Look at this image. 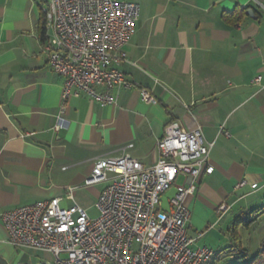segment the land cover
<instances>
[{
    "label": "crops",
    "instance_id": "0c3cea01",
    "mask_svg": "<svg viewBox=\"0 0 264 264\" xmlns=\"http://www.w3.org/2000/svg\"><path fill=\"white\" fill-rule=\"evenodd\" d=\"M40 1L0 0V264L38 263L9 242L3 212L53 197L72 205L78 188L94 185L86 180L100 159L128 153L157 164V140L172 121L201 126L214 143V170L201 174L187 198L188 229L195 246L222 249L210 245L232 238L233 222L222 228L228 212L264 191V0H129L141 14L123 48L128 61L118 65L158 102L146 103L138 88L115 91V105L73 97L59 130L65 79L44 50ZM242 9L239 19L227 17ZM97 184L99 197L108 182ZM68 187L74 199L66 198ZM221 203L230 206L223 214Z\"/></svg>",
    "mask_w": 264,
    "mask_h": 264
},
{
    "label": "built area",
    "instance_id": "2783aa9c",
    "mask_svg": "<svg viewBox=\"0 0 264 264\" xmlns=\"http://www.w3.org/2000/svg\"><path fill=\"white\" fill-rule=\"evenodd\" d=\"M43 1L44 50L53 70L65 79L56 130L65 125L67 103L73 97L85 95L102 106L115 105V91L138 88L146 103L158 102L150 89L129 79L118 65L128 61L123 48L134 33L140 4ZM213 145L201 126L188 129L172 121L157 140V164L146 166L128 153L97 161L86 184L108 182L95 205L98 216L92 217L76 202L64 206L63 197H53L3 212L8 240L16 248L50 254V264H206L213 250L195 246L197 237L188 229L187 198L196 193L201 174L214 170ZM180 176L186 178L184 183H178ZM173 188V194L165 196ZM73 190L68 187L66 198L74 199ZM228 208L221 203L217 210L223 214Z\"/></svg>",
    "mask_w": 264,
    "mask_h": 264
},
{
    "label": "rangeland",
    "instance_id": "374dc122",
    "mask_svg": "<svg viewBox=\"0 0 264 264\" xmlns=\"http://www.w3.org/2000/svg\"><path fill=\"white\" fill-rule=\"evenodd\" d=\"M102 184H94L91 186H82L75 191V201L80 205H83L87 208L89 214L92 217L98 216V210L96 208V190H98ZM249 189H242L238 192V195H241L244 191ZM169 190L165 196H167L170 192ZM264 196V191L260 192L256 195H246L241 199V201L235 205L234 209L230 210L227 216L224 218L222 222V228L224 227L225 220L226 222H235V219L239 217V219H243L247 211L254 210L260 207H264V198L262 200L257 201ZM169 196V195H168ZM228 225V224H227ZM226 225V227H227ZM240 234L243 237V244L247 248L249 253V258H251L256 252L264 245V214L259 216L256 220L252 221L250 225H245L243 222L240 223ZM218 229V227H217ZM227 233V232H226ZM210 238V236H209ZM212 239V238H211ZM233 239L227 235L221 242L219 246L210 245L214 250L217 248H224L232 244ZM201 243L210 244V240L208 238L202 239ZM25 256L27 257L28 263L32 261V259L38 260L37 264H50L52 257L50 254L44 253L42 251L34 250V249H24ZM46 255V256H45ZM48 256V257H47ZM225 262H229L231 264L232 260L226 259Z\"/></svg>",
    "mask_w": 264,
    "mask_h": 264
},
{
    "label": "trees",
    "instance_id": "16d2710c",
    "mask_svg": "<svg viewBox=\"0 0 264 264\" xmlns=\"http://www.w3.org/2000/svg\"><path fill=\"white\" fill-rule=\"evenodd\" d=\"M44 4L43 0L40 1L41 7V35L45 37V19H44ZM247 9L237 10L234 12H229L227 17H234L235 19H239L238 17L242 15ZM245 217L243 219H239V217L233 222L232 229V239L233 244L222 248L217 251H213L212 258L206 264H231L229 262H225L226 259L232 260L233 264H264V245L254 254L251 258H249V253L247 248L243 244V237L240 234V223H244L245 225H250L252 221L256 220L259 216L264 214V207H260L254 210L247 211Z\"/></svg>",
    "mask_w": 264,
    "mask_h": 264
},
{
    "label": "water",
    "instance_id": "95a60500",
    "mask_svg": "<svg viewBox=\"0 0 264 264\" xmlns=\"http://www.w3.org/2000/svg\"><path fill=\"white\" fill-rule=\"evenodd\" d=\"M254 11H255V10H254L253 8H251V9L248 10V12H249V14H250L251 16H253Z\"/></svg>",
    "mask_w": 264,
    "mask_h": 264
}]
</instances>
